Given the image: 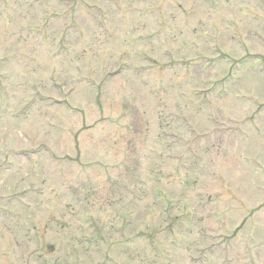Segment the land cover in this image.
I'll list each match as a JSON object with an SVG mask.
<instances>
[{"label":"rangeland","instance_id":"1","mask_svg":"<svg viewBox=\"0 0 264 264\" xmlns=\"http://www.w3.org/2000/svg\"><path fill=\"white\" fill-rule=\"evenodd\" d=\"M263 206L264 0H0V264H264Z\"/></svg>","mask_w":264,"mask_h":264}]
</instances>
